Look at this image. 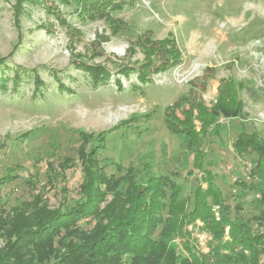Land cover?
Wrapping results in <instances>:
<instances>
[{
    "label": "rangeland",
    "instance_id": "374dc122",
    "mask_svg": "<svg viewBox=\"0 0 264 264\" xmlns=\"http://www.w3.org/2000/svg\"><path fill=\"white\" fill-rule=\"evenodd\" d=\"M52 1L0 0V57H8L11 66L5 76L22 70L16 90L12 80L0 87V183L12 174L0 188L2 207L10 211L35 195L50 208L76 203L85 175L79 150L92 148H98V164L107 174H118L117 165L132 166L141 177L148 170L177 172L182 196L191 195L201 173L184 134L167 127L165 109L183 94L190 101H182L177 114L200 100L211 106L224 77H232L244 84L246 114L217 119V134L205 145L206 166L216 174L232 215L242 205L237 217L257 224L264 204L256 202L253 190L240 196L238 182L257 180L258 173L251 176L257 155H238L233 142L242 129L264 138V0H126L113 11L116 21L82 17L56 0L68 23H58ZM146 37L173 38L182 59L142 84L137 71L126 77L120 70L142 66ZM84 63L105 65L112 75L96 83L78 66ZM35 73L44 82L39 90ZM134 114L141 117L122 124ZM195 123L200 128L198 119ZM197 224L188 226L190 237L210 253L213 236L200 228V220ZM4 242L0 237L1 246ZM172 244L183 252L180 239Z\"/></svg>",
    "mask_w": 264,
    "mask_h": 264
},
{
    "label": "trees",
    "instance_id": "16d2710c",
    "mask_svg": "<svg viewBox=\"0 0 264 264\" xmlns=\"http://www.w3.org/2000/svg\"><path fill=\"white\" fill-rule=\"evenodd\" d=\"M22 1L43 4L47 0H19V4ZM58 1L72 6L82 17L116 21L118 18L113 16V11L123 9L126 0ZM56 2L52 1L55 4L52 12L58 23H68ZM172 41L169 37L157 41L149 37L142 39L145 62L142 66L126 64L120 73L128 77L137 71L140 83H148L153 73L166 71L182 59ZM7 59L0 57V87L6 89L7 81L12 80V89L16 90L22 70L16 68L12 77H6V69L11 67ZM78 66L96 83L106 81L112 75L105 65L84 63ZM40 79L35 73L37 90L44 84ZM116 81L118 87L123 86L119 77ZM60 87H65L63 82ZM240 87H244L242 81L224 77L218 97L211 106L200 100L183 109L181 115L177 114L176 109L182 101H190V96L183 94L165 109L167 127L184 134L188 150L194 153V165L201 173L191 195L182 196V187L174 179L177 172L157 175L148 170L146 176L141 177L134 167L117 165L118 174H107L105 166L98 164V148L88 152L79 150L85 175L76 203L68 201L67 204L63 202L61 208H50L42 197L35 195L32 200L6 211L0 202V237L5 239L0 245V264H261L264 209L255 218L257 224L237 217L242 205H236V214L232 215L216 174L206 166L205 145L209 136L217 134V119L246 114ZM195 108L198 109L196 114ZM139 117L141 115L134 114L121 122L126 124ZM195 119L200 121V128ZM84 137L88 140L91 134L84 133ZM233 148L238 155H257L251 175L258 173L257 180L242 179L238 181L241 184H237L242 187L240 196L253 190L256 202L263 205V136L257 131L242 129L237 131ZM67 162L61 164L64 169ZM5 176L0 188L12 179V174ZM108 195L112 197L108 199ZM197 220L202 222L200 228L213 236L210 253L199 249L190 237L188 226H198ZM175 239H180L182 253H178L172 244Z\"/></svg>",
    "mask_w": 264,
    "mask_h": 264
}]
</instances>
